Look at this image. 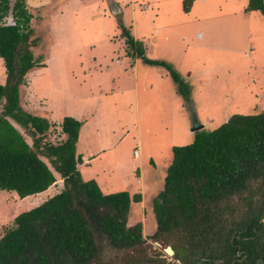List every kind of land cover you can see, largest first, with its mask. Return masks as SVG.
<instances>
[{"label":"trees","instance_id":"16d2710c","mask_svg":"<svg viewBox=\"0 0 264 264\" xmlns=\"http://www.w3.org/2000/svg\"><path fill=\"white\" fill-rule=\"evenodd\" d=\"M192 2L183 1L185 12ZM245 10L264 15V0H248ZM31 19L26 0H0V57L6 68V82L0 84V189L20 198L48 191L57 187L54 171L61 187L15 216L14 226L0 237V264H107L108 247L142 249V223H128L141 194L104 193L95 179L82 178L81 121L65 116L66 138L45 141L50 121L20 105L26 74L42 65L32 49L39 39L32 38ZM118 27L128 54L168 69L190 103V88L172 65L148 58L143 43L122 23ZM11 122L32 136V146ZM172 152L163 187L153 199L151 236H166L182 264H264V110L235 113L211 131L196 130L192 142L173 146ZM147 258L148 264H170L160 256Z\"/></svg>","mask_w":264,"mask_h":264},{"label":"rangeland","instance_id":"374dc122","mask_svg":"<svg viewBox=\"0 0 264 264\" xmlns=\"http://www.w3.org/2000/svg\"><path fill=\"white\" fill-rule=\"evenodd\" d=\"M183 1L136 0L138 6H135L131 0H116L122 8L118 13L111 11L109 0H45L36 9L29 8L34 16L32 38L39 39L32 48L34 55L40 59L38 63L42 67L50 66L55 70L39 73L40 87L51 93L60 89L61 97L57 98L64 101H46L43 108L44 105L52 107L55 103V107L59 106V110L54 109L57 114L67 112L66 116H71L70 113L74 114L76 107L73 99L79 97V92L91 91L89 87L92 85L97 89L109 86L111 81L115 85L113 89L108 87L105 92L91 93L100 102L98 123L100 132H103L92 150L102 146L105 148L102 158L93 163L91 168L82 169L81 174L84 180H96L92 176L97 173L98 184L104 193L127 190L132 195L141 194V201L132 203L128 223H142L145 242L142 249L134 251L119 252L108 247L107 264H129L132 261L148 264L147 257L156 256L165 258L170 264H182L176 260L172 248V251H167L171 244L166 236H151L156 230L153 199L163 187L167 167L172 161L173 146L192 142L195 134L192 128L195 125H203L204 130L211 131L235 113L248 114L264 110V15L258 10L246 11L248 3L238 13L240 8L237 4L232 5V0H225L224 3L215 0V7L205 16L208 19L206 28H195L196 34L208 32L209 38L205 39L204 44H198L197 38L192 42L183 39L189 46L181 45L188 49L189 55L183 56L176 52L171 59H165L190 88V103L186 102L168 69L164 67L163 71L169 80L165 78L163 81L164 77H160L159 72H153L149 64L141 63L142 69L149 68L150 74L147 80H143L140 68V102L153 105L162 98V103L157 105V109L142 113L140 123H137L133 107L135 96H126L132 87L122 84L123 78L120 76L105 70L108 66L116 68L118 64H126V54L123 52L126 46L118 25L122 23L132 31L131 20L138 13L156 16L160 4L166 6L168 12L172 7L174 12L178 3L182 5ZM141 4L148 5L149 10H141ZM132 6L137 9H132ZM198 9L199 4L186 14H195ZM233 14L243 17L248 15L247 24L250 23L246 25L249 33L243 38L232 32L243 26L239 23L231 28L235 23ZM191 44L198 47H191ZM103 55L105 62L102 69H88L89 65L100 63ZM92 73H95L96 78H92ZM54 76L62 77L61 81L58 82ZM25 81L22 85L28 84L27 74ZM94 81L99 83L96 85ZM5 82L6 68L0 57V84ZM128 100L133 102L131 112ZM11 123L22 134H26L17 123ZM100 139L103 141L99 142ZM54 140L61 141L58 134ZM98 152L93 151L96 154ZM47 164L51 167L50 162ZM57 180V187L25 198H20L13 190L0 189V237L14 226L15 216L38 206L49 195L57 192L61 187L58 184L59 176Z\"/></svg>","mask_w":264,"mask_h":264},{"label":"crops","instance_id":"0c3cea01","mask_svg":"<svg viewBox=\"0 0 264 264\" xmlns=\"http://www.w3.org/2000/svg\"><path fill=\"white\" fill-rule=\"evenodd\" d=\"M26 1H27L28 9L30 7L36 9L37 7H39L41 4H44L45 2V0H26ZM131 1L133 4H135V6H138L136 4V0H131ZM221 1H223L224 3L225 0H221ZM192 3H194L193 6L197 4H199L200 6V9H198L197 13L192 14V15L186 14V13L190 12L191 9H193V6L192 8H190L188 12H185L183 10V3L182 5L178 3L176 11L172 12V7H170L169 12H168L166 10V6L162 7V4L158 3L160 4V8L161 7L162 8L161 9L159 8L156 16H152V15L145 16V14L138 13L132 18L131 20L132 25H130V27L132 28V31L130 28L129 29L131 31V34L134 36V38L137 40H140L143 43L145 54L148 58H155V59L160 58L161 60L171 59L173 55H175L176 52L180 55L188 56L189 55L188 49H186L181 44L185 46L186 45L189 46V44H186L183 41V39L186 42H192V41H195V38H197L199 39V42L197 43L200 44V43H203L205 39L207 40V38H209L208 36L209 34L207 31L203 30L204 32L200 31L196 34L195 28H201V29L206 28L208 19L205 16L207 15L209 11H212V8L215 7V0H193ZM247 3H248L247 0H232L231 2L232 5L237 4L238 8H240V10L237 11L238 13L243 9L244 5L245 6L247 5ZM141 5L142 6L145 5L146 8L143 9ZM141 5L139 6L141 10H144V11L149 10L148 5L146 4H141ZM119 9L121 11L122 8L119 7ZM132 9H137V8L132 6ZM233 15H234L233 21L235 23H233L231 28L234 25L239 24V23L240 25L242 24L243 26H239L238 29L232 30V32L234 35H239V38H243L249 33L247 25L250 23V21L247 24V21L249 19L248 15L244 17L241 14H238V15L233 14ZM136 16H138L139 18H136ZM33 20H34V16L32 13L31 27H32V24L34 23ZM120 35H121V30H120ZM122 41H124V45L126 46L125 51H123L127 56V57L125 56L126 64L125 65L118 64L116 68H111L110 66H108L106 67L105 70L111 71L112 74H116L120 76V78H123L121 81L122 84H128L132 87V90L129 93H126V96H130V95L131 97L135 96V103L133 107H134V113L136 111V117H137V119L135 120H137V123L139 124L142 113L155 110L157 109V105L162 103V98L160 97H159L160 100H157L153 105L152 103L142 104L140 102L139 100L140 95H141L140 84H139L140 68L143 72V76H142L143 80L148 79V74H150L148 73V70L150 67H152L153 72L154 71L156 73L159 72L158 75L160 77L162 76L164 77L163 81H165V78L168 80L169 78L167 76V73L166 72L164 73L163 70L165 69L162 66L149 64L148 69H142L141 63L143 64H146V63L143 62L141 57H133L131 55L130 56L127 55L128 53L127 43H126L125 37L123 36H122ZM190 46L198 47L195 45L192 46V44ZM104 62H105V59L103 55L102 59L100 60V63L89 65L88 69H97V68L102 69L101 66L104 64ZM53 68L54 67H50V66L48 67L40 66L37 68L34 67L28 71L29 72L27 73L28 84L21 85L20 87V103L24 107V109H26L25 111L35 116L44 117L50 121L51 126L46 133L45 141H51L53 143H57L54 140V136L56 134H58L61 141H63L66 138L65 133L62 131L61 122L63 118L68 114L67 112L62 113V114L61 113L57 114L54 111V109L57 108L59 110V106L55 107V103L52 107H48L44 105L45 106L44 108L47 110L43 108V104L46 101H54V102L56 101L58 103L59 102L64 103V101H60L61 99L57 98V97H61L60 89L51 93L46 88L42 89L40 87L41 75L39 74L40 72H43V71L44 72L45 71L54 72L55 70ZM56 78L58 82H60L62 79V77H55V79ZM92 78L93 79L96 78L95 73H92ZM95 83L97 85L99 82L98 83L95 82ZM100 85H102V83H100ZM25 86H26V93L24 92ZM114 86L115 85H113L112 81H111V85L109 86L106 85L105 87L100 86L99 89H97L94 85H92L91 87H89L91 91L86 90L83 93L79 92V97L73 99V104L76 105L75 110L73 111L75 113L74 114L70 113V115L74 117L75 119L82 122L80 131H79L78 141H77V153L82 155V160H83L82 163L78 164V168L81 172H82V169H86L88 167L91 168L93 163L99 161L102 158L101 156L104 154L103 151L105 148V146H102V148L96 149L99 151L97 154L93 153V151H96L95 149L92 150L94 145L98 143L97 140L99 139V137L103 135V132H100L101 126L98 123V120H100L98 116L100 102L98 98H95L94 95H91V93L105 92L106 90H108V87L113 89ZM146 89L147 87H145V90ZM145 90H144V95L145 97H147ZM140 103L144 106L142 107ZM132 105H133V102L128 100V108L130 112H131L130 107ZM88 110L90 112H86ZM23 135H24L25 140L28 142V144L32 146L33 144L32 136L28 134H24V133ZM92 135H94V137L96 138H94ZM102 141L103 139L99 140V142H102ZM41 157L44 161L48 159L47 157H44V156H41ZM48 161L49 160H47L46 162L49 163ZM96 171L97 170H95V172ZM54 172L58 178V172L56 171ZM92 177H95L96 181L98 182L97 173H96V176H92ZM56 182H59V181L57 180ZM44 192H47V191H44ZM44 192L37 193V194H42ZM30 196H33V195H30Z\"/></svg>","mask_w":264,"mask_h":264},{"label":"water","instance_id":"95a60500","mask_svg":"<svg viewBox=\"0 0 264 264\" xmlns=\"http://www.w3.org/2000/svg\"><path fill=\"white\" fill-rule=\"evenodd\" d=\"M109 5H110V8H111V11L113 12V13H118L119 11H120V9H119V7H118V5H117V3H116V1L115 0H109ZM13 17H12V13L10 12V14H9V16H8V23L9 24H12L13 23ZM203 127V125H200V126H198V125H195V126H193V128H192V131H196V130H199V129H201ZM167 251H172V249H171V247H168L167 248ZM261 260L259 259V262H260Z\"/></svg>","mask_w":264,"mask_h":264},{"label":"built area","instance_id":"2783aa9c","mask_svg":"<svg viewBox=\"0 0 264 264\" xmlns=\"http://www.w3.org/2000/svg\"><path fill=\"white\" fill-rule=\"evenodd\" d=\"M141 7H142L143 9H145V8H146V6H145V5H143V6L141 5Z\"/></svg>","mask_w":264,"mask_h":264}]
</instances>
